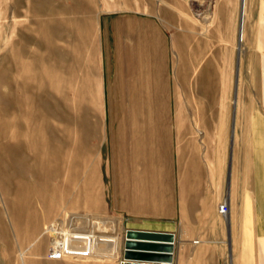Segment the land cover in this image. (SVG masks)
Listing matches in <instances>:
<instances>
[{
	"label": "rangeland",
	"instance_id": "rangeland-1",
	"mask_svg": "<svg viewBox=\"0 0 264 264\" xmlns=\"http://www.w3.org/2000/svg\"><path fill=\"white\" fill-rule=\"evenodd\" d=\"M161 22L166 69L178 80L176 87L182 84L181 102L197 104L199 115L205 104L213 105L215 149L223 137L229 139L223 159L227 166L232 153L233 182L245 197L224 264H255L246 136L264 69V0H0V264H117L107 258L110 245L91 237L72 243L89 250L79 258L46 257L45 229L70 209L64 174L62 185L57 179L47 182L46 191L56 198L38 200L34 173L45 152L47 161L55 160L53 151L60 155L59 166L66 169L67 98L74 100L70 116L75 117L81 111L76 105L82 76L88 90L91 74L96 77L100 69L101 33L123 40L117 51L122 59L139 52L132 37L152 36L158 70ZM225 201L230 210L226 199L219 206ZM26 217L34 218L35 227L25 237ZM122 225L126 228L125 221Z\"/></svg>",
	"mask_w": 264,
	"mask_h": 264
},
{
	"label": "crops",
	"instance_id": "crops-1",
	"mask_svg": "<svg viewBox=\"0 0 264 264\" xmlns=\"http://www.w3.org/2000/svg\"><path fill=\"white\" fill-rule=\"evenodd\" d=\"M165 29L161 22L158 70L152 36L132 37L139 52L122 59L117 51L123 40L101 33L100 69L88 90L82 76L75 117L74 100L67 98V209L119 214L126 228L174 234L172 264H224L245 197L233 182L232 153L227 166L223 159L229 139L215 149L213 105L205 104L199 115L197 104L181 102L182 84L176 87L166 69ZM81 37L84 42L89 35ZM258 77L246 142L254 261L264 264L263 68ZM225 199L226 218L218 213Z\"/></svg>",
	"mask_w": 264,
	"mask_h": 264
},
{
	"label": "built area",
	"instance_id": "built-area-1",
	"mask_svg": "<svg viewBox=\"0 0 264 264\" xmlns=\"http://www.w3.org/2000/svg\"><path fill=\"white\" fill-rule=\"evenodd\" d=\"M228 210L226 201L219 206V213L222 215L226 216ZM122 222H124V218L118 214L67 210L65 214L55 218L45 229L50 238L46 257L52 260L79 258V255L87 254L89 250L77 248L70 242L74 243L77 242L76 239L86 240L91 237L104 239V243L110 245L109 254H106L107 258L116 259L117 264H172L169 261L126 259L124 257L126 234L128 229L132 228H124ZM100 226L103 228H99ZM120 236H122L121 240ZM70 238H74V240L70 241Z\"/></svg>",
	"mask_w": 264,
	"mask_h": 264
},
{
	"label": "water",
	"instance_id": "water-1",
	"mask_svg": "<svg viewBox=\"0 0 264 264\" xmlns=\"http://www.w3.org/2000/svg\"><path fill=\"white\" fill-rule=\"evenodd\" d=\"M165 234L169 242L162 244L161 235ZM133 239H138L133 240ZM141 239H153L148 243ZM175 236L170 232L151 231L142 229H128L126 234L124 257L126 259H139L147 261H173Z\"/></svg>",
	"mask_w": 264,
	"mask_h": 264
},
{
	"label": "bare ground",
	"instance_id": "bare-ground-1",
	"mask_svg": "<svg viewBox=\"0 0 264 264\" xmlns=\"http://www.w3.org/2000/svg\"><path fill=\"white\" fill-rule=\"evenodd\" d=\"M50 114V113H49ZM51 115V114H50ZM49 129V128H48ZM52 131V130H51ZM48 143H51V142H48ZM52 146V145H51ZM51 148V147H50ZM47 149V145L45 146V148L42 150V151H44V150H46ZM41 150V149H40ZM40 152V151H39ZM49 152H45L44 153V155H43V157H42V159L41 160H39V162H38V165L36 166V168H35V173H34V181H35V185H34V194L38 197V200H40V199H43L46 195H50L53 199H55L56 198V196H57V194L55 193V192H53V190L52 191H50V192H47L46 191V188H47V182L48 181H50V179H51V181L52 180H55V179H57L58 180V184H61L62 182H61V178H62V176H63V174H64V176H65V180H64V183H65V185H66V183H68L67 182V179H66V173H68L67 171H66V169L64 168V167H61V166H59V160H60V155L57 157V154H56V152H54L53 151V155L55 156V160L53 159V157H51L50 156V158H49V160L47 161L46 159H45V155L46 154H48ZM59 159V160H58ZM50 162V164L49 165H47V163H49ZM39 166V171L37 170V167ZM32 167V166H31ZM28 168V167H27ZM26 168V169H27ZM30 168V167H29ZM33 169V168H32ZM46 171V175L44 176V178L42 177V173L44 174V172ZM25 172H26V170H25ZM68 175V174H67ZM57 184V185H58ZM62 185V184H61ZM58 187V186H57ZM66 187H67V185H66ZM54 188H55V186H54ZM63 188H65V187H63ZM60 189V188H59ZM61 190V189H60ZM66 190V189H65ZM64 190V191H65ZM67 192V191H66ZM65 192V193H66ZM59 200H61V199H59ZM33 201V203H34V200H32ZM45 201V200H44ZM53 201V200H52ZM51 201V202H52ZM41 202H42V200H41ZM44 203V202H43ZM42 203V204H43ZM35 204V203H34ZM42 204H40V205H42ZM31 205H32V203H31ZM39 205V206H40ZM54 206V205H53ZM57 206H58V203H57ZM29 208H30V206H29ZM59 208V207H58ZM58 208H56V209H58ZM45 210V209H44ZM43 210V211H44ZM49 211V210H48ZM30 212V211H29ZM28 212V213H29ZM31 213V212H30ZM31 214H33V213H31ZM31 214H29V216L31 215ZM35 214V213H34ZM36 214H37V212H36ZM27 215V217H28V214H26ZM47 215V214H46ZM34 216V215H33ZM26 217V218H27ZM28 219V218H27ZM33 220H34V218H29L28 220H27V222H26V228H25V230L22 232L23 233V235L26 237L28 234H29V232H31L33 229H34V222H33ZM47 221V220H46ZM37 222L38 221H36V225H37ZM162 237L160 238L161 239V243L162 244H165V243H168L169 242V240H168V238H167V236H165V234H163V235H161ZM39 237V236H38ZM133 240H138V239H133ZM141 240H143V241H145V242H148V243H154V242H156V241H153V239H141ZM70 241H72L71 239H70ZM71 244H72V242H70Z\"/></svg>",
	"mask_w": 264,
	"mask_h": 264
}]
</instances>
